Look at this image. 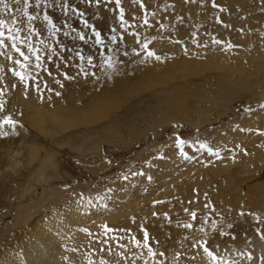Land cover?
Segmentation results:
<instances>
[{
  "label": "rangeland",
  "instance_id": "1",
  "mask_svg": "<svg viewBox=\"0 0 264 264\" xmlns=\"http://www.w3.org/2000/svg\"><path fill=\"white\" fill-rule=\"evenodd\" d=\"M0 21V120L18 122L0 129V251L70 217L72 238L46 241L64 247L60 264H264V67L244 87V74L216 85L222 70L181 65L264 54V0H3ZM141 67L125 85L136 94L101 96ZM7 150L18 165L4 166Z\"/></svg>",
  "mask_w": 264,
  "mask_h": 264
},
{
  "label": "bare ground",
  "instance_id": "2",
  "mask_svg": "<svg viewBox=\"0 0 264 264\" xmlns=\"http://www.w3.org/2000/svg\"><path fill=\"white\" fill-rule=\"evenodd\" d=\"M195 3V2H194ZM220 7H221V4H220ZM219 10V9H218ZM240 11V10H239ZM220 13V12H219ZM221 14V13H220ZM237 14V13H236ZM238 17V15L236 16ZM239 19V18H238ZM238 25V24H237ZM248 47V46H247ZM248 50V49H247ZM204 51V49H203ZM251 51V50H250ZM257 51V50H256ZM253 52V55H249L250 58H247V61H248V64L246 66V68H242V66L240 64H234V63H228L226 60L228 59H224L226 57V55H223L225 57H222V56H217L218 58L216 59L215 62L211 63H202L201 65H195L194 63L196 62H199V61H195L196 58H193L195 59L194 61L192 60H184L182 59V67H187V71H186V74L187 77H191V76H198V75H201L204 71V69H210L211 71L213 70H222L223 73L222 75L221 74H218L217 72L213 73L212 75H210L209 77L213 80V81H221V82H227L225 81L227 79V76L226 75H229L230 76V73L231 75L236 72H238L239 74H244L239 80L238 82H241V86H244V87H250L249 86V82L247 81L250 77L251 74H253V72H257L259 74V70L264 67V64L261 63V60L264 61V54L260 53V52ZM216 53V52H215ZM207 54V53H206ZM229 53L227 52V55ZM190 55V54H189ZM197 56V55H195ZM204 56V55H203ZM191 57V56H190ZM222 57V58H220ZM240 60V59H239ZM238 60V62H239ZM245 60V59H244ZM237 61V60H236ZM223 64V65H222ZM244 63H242L243 65ZM245 66V64L243 65ZM250 67V68H248ZM153 69V68H152ZM148 71H152L150 67H141L139 68L136 73L132 76H128V77H125V79H122L119 83H117L112 89L110 90H107L105 92H103L101 94V96L104 94L105 96L108 95V93L110 92H113V93H116L117 96L113 97V98H116V97H120L121 95H123L124 93L126 92H131V95H134L136 94V92H138V90H136V87L137 86H134L132 88H127V86H125L126 84L131 81L132 78L134 77H138V76H141L142 72H148ZM205 72V71H204ZM208 72V71H207ZM183 75V76H185ZM144 76V75H143ZM182 76V77H183ZM235 76V75H234ZM186 77V78H187ZM144 78V77H142ZM185 79V78H184ZM230 79V78H229ZM228 79V80H229ZM232 79V78H231ZM234 79V78H233ZM134 80V79H132ZM153 80V79H152ZM206 80V78H202L201 80L199 79L198 82H196V86H198L200 83H202L201 81H204ZM237 83V81H235ZM143 83V82H141ZM191 83V80H188L185 84H190ZM212 83V82H210ZM218 82H216L215 84L217 85ZM235 83V84H236ZM257 83V82H256ZM255 83V84H256ZM261 83V81H260ZM164 84H167L166 82H162L161 85H164ZM169 84V83H168ZM194 84V82L192 83ZM214 84V85H215ZM234 84V82L232 83ZM201 85V84H200ZM239 85V84H238ZM139 86V85H138ZM210 89H211V85H209ZM126 87V88H125ZM201 87H203L201 85ZM218 87V86H217ZM147 88V87H146ZM215 88V87H214ZM182 89V88H180ZM179 91H182V90H179ZM178 92V91H177ZM175 93V92H174ZM103 95V96H104ZM104 96V97H105ZM111 96V95H110ZM210 96V95H209ZM208 96V97H209ZM214 96V95H213ZM217 96V95H216ZM108 97V98H107ZM106 99H109V98H112V97H109L107 96ZM207 97V98H208ZM105 98H103V100H106ZM25 103H26V108L28 107H33L34 110H35V113H37L38 111H45L43 107H39L37 106L36 104L34 103H31L27 100H25ZM95 106V104H85L83 106H79V107H75L74 108V111L77 113V114H91V108H93ZM175 106H178V104H176ZM180 108V107H179ZM168 109H173V105H171V103L168 104ZM29 112V109H26L25 110V113H28ZM28 117H33V116H28ZM96 120H92L91 122H95ZM90 122V119H82V123H88ZM68 129V127H64L61 129V131H66ZM38 140V137L35 135L34 136V139L32 142H35ZM29 150L26 154V157L28 160L30 161H35L37 160V150L35 148H33L32 146H28L27 147ZM19 154L18 151H5L3 152V158H4V161H5V164L4 166H8V165H12V166H16L18 165V160H17V155ZM262 156V155H260ZM259 156V157H260ZM253 157V156H252ZM255 157V156H254ZM255 159V158H254ZM247 160V159H246ZM245 160V161H246ZM256 160V159H255ZM264 160V159H263ZM242 162V161H241ZM249 162V161H248ZM247 163V162H245ZM255 163V162H254ZM253 163V164H254ZM232 164V163H231ZM230 164V165H231ZM234 164V163H233ZM236 164V163H235ZM257 164V163H256ZM250 165V164H249ZM251 166V165H250ZM249 166V167H250ZM249 169V168H248ZM243 170V169H242ZM241 170V171H242ZM240 171V170H239ZM241 173V172H240ZM239 174V173H238ZM242 174V173H241ZM252 178V177H251ZM227 179V177H226ZM230 179V177L228 178ZM243 179H246L243 177ZM232 180V179H231ZM230 181V180H229ZM235 181V180H234ZM239 181V179H238ZM228 182V181H227ZM229 183V182H228ZM227 183V184H228ZM237 183V182H236ZM239 183V182H238ZM241 183V182H240ZM226 184V186H227ZM235 184V183H234ZM248 184V183H247ZM222 185V184H221ZM245 185H246V182H245ZM234 186V185H233ZM239 186V185H237ZM241 186V185H240ZM230 185L227 187L229 188ZM222 192V191H221ZM223 193V192H222ZM225 194V193H224ZM221 196H223L221 193H220ZM240 196V195H239ZM220 197V196H219ZM232 197V195H231ZM236 197V196H235ZM245 197V196H244ZM237 198V197H236ZM250 198V197H249ZM253 198V196H252ZM228 199V198H227ZM239 201V199H237ZM101 201V200H100ZM226 201V200H225ZM237 201V202H238ZM249 201V200H248ZM247 201V203H248ZM229 202V200H228ZM240 202V201H239ZM100 203V202H99ZM251 203L254 205V201L251 200ZM229 204V203H228ZM260 204V203H259ZM108 206V205H107ZM139 206V205H138ZM255 207H259L260 206H257V205H254ZM90 207V206H89ZM246 207V206H245ZM91 208V207H90ZM249 208V207H248ZM254 208V207H253ZM240 209V208H239ZM257 209V208H256ZM92 210V208H91ZM149 210V209H147ZM243 210V208H242ZM262 211H263V208L259 210V212H261L262 214ZM141 213V212H140ZM76 217H78L76 215ZM82 221H79L78 223H80ZM73 221L71 220V218L69 217L68 220L64 219V220H58L57 222H51V223H48V225H40L39 227L36 228V232H30L28 233L24 239L22 238H17V239H14L13 241H11L9 243V246L7 248H5L4 250H1L0 251V264H60L58 263L59 261L62 260L61 258V250L64 249V247H60V249H54V247L57 248V244L63 242V239L66 238V239H71L73 234H67V233H64L66 232L69 228H71V225H73ZM77 223V224H78ZM76 224V225H77ZM76 228V227H74ZM62 233V234H61ZM78 233V232H76ZM61 234V235H60ZM60 235V236H59ZM59 236V237H58ZM48 240H51V241H56V243H47L46 241ZM59 250V251H58ZM68 252H74V248H68L67 249ZM30 256L27 258V256ZM90 256L86 253V252H82L80 255H79V258H81L82 260H85V259H88ZM27 258V259H26ZM26 259V260H25ZM110 259H113L110 258ZM115 260V259H114ZM116 261V260H115ZM75 263V262H74ZM66 264H73L72 261H68ZM86 264H100V262H91V260L88 261V263ZM116 264V262H115Z\"/></svg>",
  "mask_w": 264,
  "mask_h": 264
},
{
  "label": "snow or ice",
  "instance_id": "3",
  "mask_svg": "<svg viewBox=\"0 0 264 264\" xmlns=\"http://www.w3.org/2000/svg\"><path fill=\"white\" fill-rule=\"evenodd\" d=\"M2 2H3V0H0V3H2ZM97 3H99V0H97ZM116 4H117V7H119V5H120V0H116ZM4 6L7 7L6 4H5ZM214 6H216V5L214 4ZM65 7H67V5H65ZM45 19H48V17L45 16ZM122 19H123V10L121 9V20H122ZM50 23H51V22H50ZM145 23H147V21H145ZM2 25H3V21H0V26H2ZM9 31H11V29H10ZM3 37H4V33H3V32H0V46H3L4 43H5V40L3 39ZM96 37H97L96 42H97L98 44L101 43V40L99 39V33H96ZM8 39L12 40V44H11L12 49H13L14 51L19 52L20 49L17 47V44H16V41L19 39V35H17V36H9ZM80 39L83 40V39H84V36L81 35V36H80ZM215 42H216V43H219V41H215ZM145 47L147 48V45H145ZM228 47L231 48V47H233V45L229 44ZM29 50L31 51V47L29 48ZM20 54H21L22 56L24 55L22 52H21ZM147 54H148V56H150V57L155 55V54H154L153 52H151V51H149ZM24 58H25V60L28 59V57H26V56H25ZM9 59H11V58H9ZM156 59H159V57L157 56ZM37 60H39V57H38V56H37ZM89 63H91V58H89ZM107 63L109 64V67L112 66V64H111L110 61L107 62ZM16 64L19 65V64H20V61L17 60V61H16ZM13 75H15V76H19L22 82H23L24 79H25L24 76H22L19 72H15V71H14V72H13ZM66 78H69V77L66 76ZM57 95H59V93H57ZM261 107L264 108V104H262ZM0 111H3V104H2V103H0ZM17 124H18V122H17L16 120L12 119L10 116H5L2 120H0V129H3V127H4L5 125H7L9 128L12 129V135H15V134H16ZM7 136H9V133H8L7 131H0V137H7ZM176 143H177V145H179V144L183 143V141L178 137L177 140H176ZM201 147H205V146H204V145H201ZM209 152H210L212 155H216V156L219 158V153H218V152H212L211 149H209ZM186 211H187V210H186ZM154 215H155V213H154ZM241 215H243V213H241ZM193 216L195 217V213H193ZM109 230H110V229H108L107 226H105V231H109ZM148 238H149V237H148V233L145 231V232H144L145 246H147V243H146V242H147ZM262 238H264V237H262ZM206 251H207V249H206ZM149 252L151 253V249H149ZM248 258L251 259L250 256H249Z\"/></svg>",
  "mask_w": 264,
  "mask_h": 264
}]
</instances>
